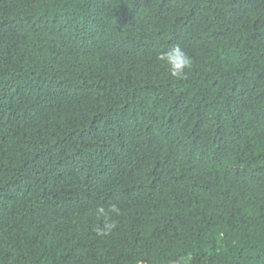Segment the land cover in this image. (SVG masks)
<instances>
[{"label": "trees", "instance_id": "trees-1", "mask_svg": "<svg viewBox=\"0 0 264 264\" xmlns=\"http://www.w3.org/2000/svg\"><path fill=\"white\" fill-rule=\"evenodd\" d=\"M0 264H264V0H0Z\"/></svg>", "mask_w": 264, "mask_h": 264}]
</instances>
